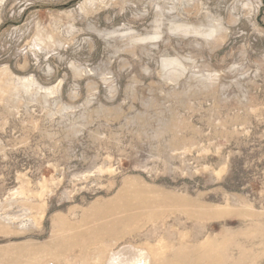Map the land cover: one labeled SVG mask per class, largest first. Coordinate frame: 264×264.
<instances>
[{
	"label": "rangeland",
	"instance_id": "1",
	"mask_svg": "<svg viewBox=\"0 0 264 264\" xmlns=\"http://www.w3.org/2000/svg\"><path fill=\"white\" fill-rule=\"evenodd\" d=\"M200 256L264 264V0H0V264Z\"/></svg>",
	"mask_w": 264,
	"mask_h": 264
},
{
	"label": "bare ground",
	"instance_id": "2",
	"mask_svg": "<svg viewBox=\"0 0 264 264\" xmlns=\"http://www.w3.org/2000/svg\"><path fill=\"white\" fill-rule=\"evenodd\" d=\"M166 198V203H175L173 200H170V198H168V197H165ZM152 204V202L151 201H147V203H146V206L148 207H150V205ZM136 206V205H135ZM159 206V205H158ZM206 210V209H205ZM208 210V209H207ZM131 211V215L129 216V217H123V218H120L119 217V214L120 213H122V215L123 216H125V215H127V213H128V210H127V208H125V209H117V216L115 217V218H113L112 219V223H119V224H121V223H123V222H126V223H128V224H131V223H135V221H138L141 217H143V212L141 213V210H138V211H134V210H129V212ZM209 211V210H208ZM108 215H109V213H107ZM107 216V215H106ZM159 217H163V214H160L159 215ZM117 225V224H116ZM101 229H104L103 227H101V226H99ZM118 227V226H117ZM95 231V230H94ZM105 231H106V233L109 235V234H111L108 230H106L105 229ZM208 251H210V250H208ZM208 253V255H210L209 254V252H207ZM190 254V253H189ZM207 254H206V256H208ZM172 258V257H171ZM210 258V257H209ZM207 260V259H206ZM205 259H204V257L203 256H200V257H197V258H195V260H193V264H209V262H207ZM187 261V260H186ZM209 261H210V259H209ZM150 263V262H149ZM138 264V263H137ZM139 264H147V261L146 260H143V261H140L139 262Z\"/></svg>",
	"mask_w": 264,
	"mask_h": 264
}]
</instances>
